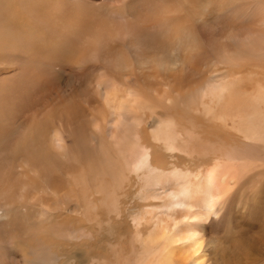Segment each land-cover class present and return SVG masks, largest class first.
Here are the masks:
<instances>
[{"label": "bare ground", "instance_id": "bare-ground-1", "mask_svg": "<svg viewBox=\"0 0 264 264\" xmlns=\"http://www.w3.org/2000/svg\"><path fill=\"white\" fill-rule=\"evenodd\" d=\"M250 3L246 6L234 0H206L199 4L200 9L216 8V18L221 21L232 20L234 25L230 28L201 21L193 5L191 19L197 35L186 27L170 36L169 31L177 25L178 19L166 13L174 11V6H163L159 0H140V12L132 25L135 26L133 36L121 43L105 38L107 30L102 33L100 29L106 28L109 22L93 12L55 13L45 17L38 8L32 10L43 15L45 24L56 33L50 35L48 44L51 46L46 50L42 49L43 45L38 46L40 43L35 36L24 40L16 36L19 44L29 42L30 46H13L15 50H11L19 61L26 59L14 89L15 107L19 110L18 116L15 115V128L23 127L27 121L15 142L14 170L26 176L27 172H33L36 163L44 164L62 157L66 169L73 170L71 173L66 170V177L74 190H83L86 196L90 191L96 200L101 198L100 206L106 218L117 221L125 220L118 196L126 188L136 187L141 181L154 183L158 178L164 179L165 183L157 187L169 195L170 206L161 211L163 216L147 217L138 212L128 217L131 224L190 223L193 218L199 220L205 214L208 218L209 213L230 205L240 184L238 162L264 165V84L255 80L231 88L214 82L220 79L227 83L225 78L238 73L234 70L242 65L250 69L254 65L263 67L259 62L264 61V0ZM99 8L105 13L110 9L107 2ZM32 22L27 23L25 19L15 26L18 35L28 32L35 23ZM163 35L167 37L161 38ZM97 43L102 45L103 52L94 57L91 48H100ZM207 64L209 69H206ZM65 70L67 74L75 70L96 72L94 91L104 113L96 115L91 107L87 116L96 119L80 137L75 125L79 113L71 97L64 103L57 98V104L65 108L63 116L51 112L41 114L34 123L29 122L37 114L30 113L32 108L41 107L43 103L48 105L56 99L54 84L64 76ZM135 72L152 81L146 84V90L135 85L138 78ZM260 76L264 78V74ZM157 84L162 85L161 91H156ZM35 99L39 101L34 102ZM49 105L54 106V100ZM177 127H183V131H178ZM228 130L244 143L259 147L261 153L248 156L241 151L244 158L227 149L220 137ZM22 143L27 144L23 147ZM67 143L83 144L80 149H70ZM158 151L165 153L173 164L180 159L187 163L198 162L192 163L194 168L186 165L179 170H175V164L171 167L173 172L166 173L162 167L155 168ZM202 185L205 187L200 189ZM157 188L150 184L140 188L138 193L147 196ZM193 195L198 198L191 199ZM95 207L89 201L83 203L84 210ZM54 261L52 255L34 264H55Z\"/></svg>", "mask_w": 264, "mask_h": 264}, {"label": "rangeland", "instance_id": "rangeland-1", "mask_svg": "<svg viewBox=\"0 0 264 264\" xmlns=\"http://www.w3.org/2000/svg\"><path fill=\"white\" fill-rule=\"evenodd\" d=\"M19 1L21 3L17 0H0V23H2L0 24V264H34L38 259H49L52 255L55 264H131L132 261L133 264H264L263 164L238 162L236 167L239 172L237 175L240 179L239 188L236 189V196L234 194L232 197L233 202L220 211L209 213L208 218L207 214L200 216L199 220L193 218L190 223L179 221L175 224L159 225L155 221L131 224L127 219L138 212L147 217L163 216L161 211L166 209V206H170V201L169 195L158 189L165 183L162 178L156 179L154 183L141 181L136 187L126 188L125 192L118 196L125 220L117 221L106 218L107 215L100 206L101 198L96 200L92 194L90 195V191L86 193L89 196H86L83 190H74L69 177H66V170L70 173L73 170L70 171L71 167L68 168L69 170L66 169V162L62 157L44 164L36 163L33 172H27L26 176L18 175L14 170L16 162L14 147L27 121L24 122L23 127L15 128V115L18 116L19 110L15 107L14 89L19 80L17 75H21L26 59L19 61L18 57H14L12 52L15 49L12 47L28 48L30 44L29 42L19 44L16 38L22 37L24 40L26 37H38L39 43L43 42L38 46L40 48L44 46L42 49L46 50L51 46L48 44L51 42L50 35L52 37L56 32L49 24H45L43 15L50 14L51 17L55 13L83 15L86 12H93L102 20L109 22V27L105 24L106 28L100 29L102 33L107 30L105 38L114 43H121L126 41L127 37L133 36L135 26L132 25L136 22V14L140 12L138 7L140 0ZM159 1L163 6H174V11L166 13L178 19L177 25L169 31L170 36L176 35L186 27L197 35V28L191 19L193 5L196 6L195 12L201 21L205 23L213 25L220 23L226 28L234 25L232 20L217 19L216 8L206 6L200 9L199 4L206 0ZM106 2L110 8L107 13L100 11L99 8L100 4ZM250 2L251 0H234V3L242 5L245 3L246 6L251 4ZM15 3L19 4L18 7ZM35 8H38L39 13L43 15L37 13V10L32 13ZM25 19L27 23L34 19L32 23L35 22L34 24L38 26L33 24L34 26L27 29L28 32L18 35L15 26L24 23ZM37 33L43 36L39 37ZM167 35L161 38H166ZM99 46L100 48H91L94 57L103 52L102 45ZM259 63L263 67L254 65L250 69L242 65L235 69L234 72L238 70V73L226 77L227 83L220 79L214 82L218 85L227 84L231 88L255 80H259L258 84H264V78L260 76L261 73L264 74V61ZM209 67L210 65L207 64L206 69ZM90 72L80 73L76 70L68 74L67 71L64 72V76L57 79L54 84L57 92L56 99H53L55 105H52L53 107L49 105L53 103L52 100L48 105L43 103L41 107L39 105L32 108L30 113L37 114L29 122L34 123L41 114L48 115L51 112L63 116L65 108L57 104V98L64 103L71 97L73 99L70 98V101L74 100L79 113L77 123L75 122L76 133L78 137L83 136L88 125L96 119L87 116L88 110L92 107L91 112L96 115H100V112L104 113L94 91L96 72ZM135 74L137 75L136 72ZM151 82L149 78L141 76L135 79V85L144 90L147 89L146 84ZM159 85H155L156 91L163 89L162 85V88ZM36 101L39 100L35 99L34 102ZM49 107H52V110H48ZM177 128L178 131H183V127ZM209 133L213 132L209 131ZM220 139L227 149L244 158L246 157L242 152L248 156L261 153L259 147L244 143L230 130L225 131ZM26 144L22 143V146ZM67 144L70 149H80L83 143ZM163 154L165 153L161 151L155 153L154 164H156L155 168L162 167V171L166 173L173 172L174 168L171 167L175 164V170H179L186 165L194 168L195 164L192 163L198 162L193 160L188 164L186 160L180 159L173 164L170 163V158ZM150 184L155 188L159 187L148 192L147 196L138 193L140 188L144 189ZM176 187H168V189ZM203 187L205 185L200 189ZM196 198L198 195L191 196V199ZM86 201L96 207L84 210L83 203ZM96 217L99 219L95 220Z\"/></svg>", "mask_w": 264, "mask_h": 264}]
</instances>
